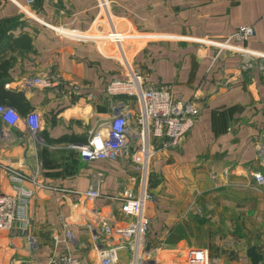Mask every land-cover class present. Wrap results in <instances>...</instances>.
<instances>
[{"label": "crops", "instance_id": "1", "mask_svg": "<svg viewBox=\"0 0 264 264\" xmlns=\"http://www.w3.org/2000/svg\"><path fill=\"white\" fill-rule=\"evenodd\" d=\"M125 49L148 85L197 103L201 113L185 140L160 148L149 166L147 187L155 196L145 206L151 223L145 251L163 264H186L191 248H206L212 264H264V58L241 70L242 49L264 53V0H110ZM96 0H0V103L22 117L40 113L34 135L22 120L0 117V195L13 193L3 166L37 175L28 232L0 230V264H47L65 253L99 264L101 246L118 244L104 220L131 219L112 198L125 186L140 191V170L131 160L86 161L69 144L86 142L90 131L110 119L106 83L127 71L114 45L95 37ZM255 34L220 51L240 26ZM263 66V67H262ZM49 74L55 88L26 83ZM133 116L136 98L118 97ZM160 144V140H154ZM99 185L102 196L80 193ZM71 231L74 238H68ZM33 238V243L31 242ZM133 253L122 250V261Z\"/></svg>", "mask_w": 264, "mask_h": 264}, {"label": "built area", "instance_id": "2", "mask_svg": "<svg viewBox=\"0 0 264 264\" xmlns=\"http://www.w3.org/2000/svg\"><path fill=\"white\" fill-rule=\"evenodd\" d=\"M37 0H27L34 4ZM99 13L94 26H105V30L95 37L98 42L114 45L117 49L116 56L125 66V78H114L104 87L103 96L111 101L112 116L90 131L86 142L69 144V147L78 152L86 161L118 159L131 160L140 170V191L133 186H125L115 198L121 203L122 213L131 220L125 225H113L109 220L101 223L102 231L112 236L118 234L123 241L99 249V264H163L145 251L146 235L151 220L145 214V206L154 201L155 196L147 187L149 166L160 148H173L180 145L191 132L200 116L201 110L196 102L185 99L181 95L172 94L164 85H148L144 77L137 72L129 60L125 49L128 34L120 29L116 23L111 8L110 0H96ZM255 34L252 25L240 26L225 40L215 42L222 51L232 46L235 41H246ZM246 57L240 65L241 70L252 69L255 64L253 58H264V53L250 52L242 49ZM263 67V66H262ZM29 85L41 88H55L62 84L60 79H55L49 74L28 78ZM136 98L140 109L134 116L126 102L118 97ZM0 117L5 125L12 127L24 121L27 128L38 135L42 129L43 120L39 112L30 111L25 117L11 105L0 103ZM160 140L156 144L154 140ZM12 184L13 193L0 195V230H13L18 226L23 232H28L32 219L29 208L36 194L35 188L28 186L32 181L36 187H46L39 182L37 175L29 177L20 168L3 166ZM258 185L264 187V172L254 174ZM89 201H94L102 196L99 185H92L85 192L80 193ZM68 238L74 235L68 232ZM33 238L31 242L33 243ZM130 249L133 253L128 261H122L120 252ZM47 264H85L80 259L69 253L57 259L50 260ZM186 264H212L206 248H191L187 253Z\"/></svg>", "mask_w": 264, "mask_h": 264}, {"label": "rangeland", "instance_id": "3", "mask_svg": "<svg viewBox=\"0 0 264 264\" xmlns=\"http://www.w3.org/2000/svg\"><path fill=\"white\" fill-rule=\"evenodd\" d=\"M128 38H129V36H128ZM127 42V41H126Z\"/></svg>", "mask_w": 264, "mask_h": 264}]
</instances>
